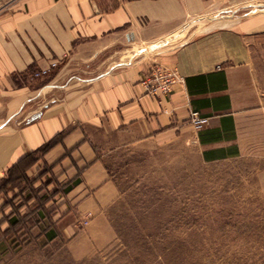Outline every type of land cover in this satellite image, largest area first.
Masks as SVG:
<instances>
[{
  "label": "crops",
  "instance_id": "1",
  "mask_svg": "<svg viewBox=\"0 0 264 264\" xmlns=\"http://www.w3.org/2000/svg\"><path fill=\"white\" fill-rule=\"evenodd\" d=\"M156 67L182 78L167 97L141 83ZM50 142L27 175L46 165L71 186L58 210L76 240L112 238L104 150L183 142L206 164H260L264 0H17L0 14V181Z\"/></svg>",
  "mask_w": 264,
  "mask_h": 264
},
{
  "label": "rangeland",
  "instance_id": "2",
  "mask_svg": "<svg viewBox=\"0 0 264 264\" xmlns=\"http://www.w3.org/2000/svg\"><path fill=\"white\" fill-rule=\"evenodd\" d=\"M102 153L120 189L112 238L63 236L67 184L39 165L0 185V264H264V159L206 164L183 142Z\"/></svg>",
  "mask_w": 264,
  "mask_h": 264
},
{
  "label": "built area",
  "instance_id": "3",
  "mask_svg": "<svg viewBox=\"0 0 264 264\" xmlns=\"http://www.w3.org/2000/svg\"><path fill=\"white\" fill-rule=\"evenodd\" d=\"M56 65V63H52L49 69L35 72L32 75V79H40L48 76L50 70L55 68ZM181 81L182 78L178 76L176 72L166 70L163 67H156L142 78L141 83L146 88L149 95L161 98L167 97L172 87ZM188 122L195 131H200L208 125L209 120L201 117L199 113L192 111L189 115Z\"/></svg>",
  "mask_w": 264,
  "mask_h": 264
},
{
  "label": "trees",
  "instance_id": "4",
  "mask_svg": "<svg viewBox=\"0 0 264 264\" xmlns=\"http://www.w3.org/2000/svg\"><path fill=\"white\" fill-rule=\"evenodd\" d=\"M53 142L46 144L40 150L31 153L16 163L12 168H10L7 172V176L0 181V185H13L16 183L17 180H28V171H30L39 161L40 157L44 155L49 148L52 146ZM71 190V186L67 185L64 190L63 194H67ZM1 191V188H0Z\"/></svg>",
  "mask_w": 264,
  "mask_h": 264
}]
</instances>
